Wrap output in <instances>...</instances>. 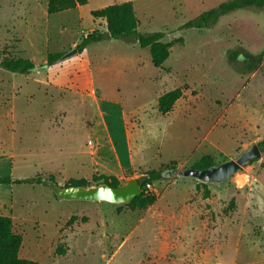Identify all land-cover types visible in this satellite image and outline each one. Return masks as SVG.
I'll return each mask as SVG.
<instances>
[{
	"label": "rangeland",
	"instance_id": "374dc122",
	"mask_svg": "<svg viewBox=\"0 0 264 264\" xmlns=\"http://www.w3.org/2000/svg\"><path fill=\"white\" fill-rule=\"evenodd\" d=\"M226 1L88 0L49 16L48 0H0V178L54 177L66 187L105 176L123 185L204 157L220 165L263 142L264 6L183 29ZM124 2L133 3L140 33H163L171 44L161 68L126 40L91 44L34 74L2 67L69 53L106 31L93 11ZM259 54L258 68L239 71ZM178 88L182 98L161 114L159 98ZM150 192L153 205L131 210L61 201L47 183L0 185V215L23 238L20 258L38 264H264V153L224 184L166 177Z\"/></svg>",
	"mask_w": 264,
	"mask_h": 264
},
{
	"label": "trees",
	"instance_id": "16d2710c",
	"mask_svg": "<svg viewBox=\"0 0 264 264\" xmlns=\"http://www.w3.org/2000/svg\"><path fill=\"white\" fill-rule=\"evenodd\" d=\"M88 4V0H48L47 13L49 16L83 7ZM264 6V0H228L218 7L203 13L198 18L186 23L183 29L190 30H205L214 27L222 17L231 13L246 10L249 8H258ZM92 16L96 19H101L106 23L105 32L89 33L77 45L79 54L83 53L88 46L94 43L104 41L126 40L132 43H137L142 49H148L151 54L152 63L156 68H161L171 56V44L164 43L163 33H155L152 35H144L140 33V23L136 16L135 8L132 2H124L121 4L111 5L100 10L92 12ZM64 55L50 54L47 62L41 66H36L29 60L4 61L2 67L14 74L37 73L41 70H47L61 61ZM251 62H247L244 70L239 71L243 74L254 71L263 62V54L251 55ZM239 61V53L231 52L229 54V62L236 65ZM183 91L175 89L162 95L158 100L159 112L163 115L169 114L174 105L182 98ZM259 147L264 153V141L259 144ZM216 166L211 157H204L195 169H208ZM177 169L176 164H173L171 170ZM169 170V171H171ZM168 171L151 170L148 174L139 179L138 182L142 188V195L137 197L130 205L126 207L131 210H145L156 201V195L151 193L148 185H154L165 180V173ZM97 185L108 184L112 187H119L122 183L115 177L95 176L93 178ZM48 181L56 182L54 177H50ZM43 177L33 179H12L11 177L0 178V185H41L48 182ZM202 184V183H200ZM205 185V184H204ZM89 187V183L82 180L71 179L66 187ZM78 220L77 217H72L67 225L70 227ZM23 238L16 234L13 227V222L10 218L0 216V264H38L35 261L20 258V250L22 248Z\"/></svg>",
	"mask_w": 264,
	"mask_h": 264
},
{
	"label": "water",
	"instance_id": "95a60500",
	"mask_svg": "<svg viewBox=\"0 0 264 264\" xmlns=\"http://www.w3.org/2000/svg\"><path fill=\"white\" fill-rule=\"evenodd\" d=\"M79 54L77 48L66 53L61 61H66ZM262 151L255 144L245 150L236 160H229L223 164L208 169H174L165 173V177L178 179H192L202 184L221 185L234 175L243 172L245 166L260 160ZM47 184L61 201L69 202H97L115 206L130 205L137 197L142 195V188L136 179H130L119 187L100 184L89 187H60L56 182L48 181Z\"/></svg>",
	"mask_w": 264,
	"mask_h": 264
},
{
	"label": "crops",
	"instance_id": "0c3cea01",
	"mask_svg": "<svg viewBox=\"0 0 264 264\" xmlns=\"http://www.w3.org/2000/svg\"><path fill=\"white\" fill-rule=\"evenodd\" d=\"M88 4H89V3H88ZM83 7H84V6H83ZM81 9H82V7H78V10H81ZM91 12H92V11H90V13H91ZM46 62H47V61H46ZM46 62H45V63H46ZM61 62H62V61H61ZM45 63H44V64H45ZM49 69H50V68H49ZM112 148H113V150H114V147H112ZM114 153H115V151H114ZM115 155H116V154H115ZM116 158L118 159L117 156H116ZM118 160H119V159H118ZM0 216H2V215H0ZM4 217H5V216H4Z\"/></svg>",
	"mask_w": 264,
	"mask_h": 264
},
{
	"label": "built area",
	"instance_id": "2783aa9c",
	"mask_svg": "<svg viewBox=\"0 0 264 264\" xmlns=\"http://www.w3.org/2000/svg\"><path fill=\"white\" fill-rule=\"evenodd\" d=\"M147 189H148L149 191H151V189H152V185H148V186H147Z\"/></svg>",
	"mask_w": 264,
	"mask_h": 264
}]
</instances>
